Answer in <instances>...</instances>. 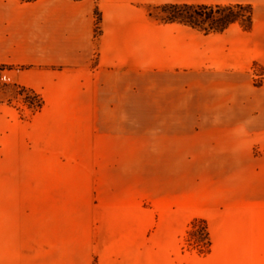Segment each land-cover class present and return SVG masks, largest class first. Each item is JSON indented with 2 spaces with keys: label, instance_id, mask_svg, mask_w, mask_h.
<instances>
[{
  "label": "crops",
  "instance_id": "0c3cea01",
  "mask_svg": "<svg viewBox=\"0 0 264 264\" xmlns=\"http://www.w3.org/2000/svg\"><path fill=\"white\" fill-rule=\"evenodd\" d=\"M162 5H249L252 20L203 31L158 22L149 7ZM0 66L43 98L36 127L101 117L199 121L186 135L219 137L199 149L214 153L207 162L264 152V82L256 83L264 78L256 72L264 68V0H0ZM169 127L159 133L182 135ZM69 199L16 186L0 192V264H264L256 197L243 198L250 206L81 216ZM193 217L205 221L210 241L199 255L182 251Z\"/></svg>",
  "mask_w": 264,
  "mask_h": 264
},
{
  "label": "rangeland",
  "instance_id": "374dc122",
  "mask_svg": "<svg viewBox=\"0 0 264 264\" xmlns=\"http://www.w3.org/2000/svg\"><path fill=\"white\" fill-rule=\"evenodd\" d=\"M149 11L158 22L183 20L203 31H217L233 24L245 27L249 9L162 5ZM9 70L0 66V192L16 186L23 195L69 193L71 213L79 216L97 208L123 213L151 209L152 213L171 206L201 210L210 203L250 206L243 199L250 196L264 206V152L256 146L242 158L226 153L232 157L221 166L214 158L207 162L205 155L214 153L199 152L219 137L186 135L198 128L199 121L101 117L48 121V127L39 120L36 127L32 119L43 98L16 84ZM256 72L264 74V68ZM263 82L256 77L258 85ZM149 107L157 110V104ZM135 110L142 111L141 105ZM167 127L182 135L159 133ZM174 145L181 150L175 151ZM28 218L22 216L23 225L28 226ZM200 218L193 217L183 232L184 253L208 250V230Z\"/></svg>",
  "mask_w": 264,
  "mask_h": 264
},
{
  "label": "trees",
  "instance_id": "16d2710c",
  "mask_svg": "<svg viewBox=\"0 0 264 264\" xmlns=\"http://www.w3.org/2000/svg\"><path fill=\"white\" fill-rule=\"evenodd\" d=\"M26 1H30V0H26ZM185 6H208V5H185ZM237 6H244V5H237ZM245 7H247L248 9H249V12H248V15H247V17H246V22H247V24L246 25H244L246 28H249L250 27V25H251V20H252V7L251 6H249V5H245ZM181 23H184V24H189V22H183V20H182V22ZM189 25H192V24H189ZM193 26V25H192ZM217 31H221V30H217ZM42 105H43V102H42ZM42 105H41V107H42ZM208 249L210 248V241H209V243H208V247H207Z\"/></svg>",
  "mask_w": 264,
  "mask_h": 264
}]
</instances>
